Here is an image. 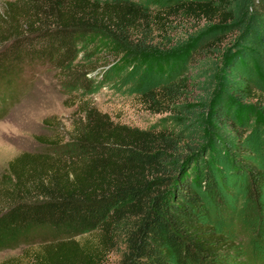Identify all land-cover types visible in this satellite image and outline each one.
I'll list each match as a JSON object with an SVG mask.
<instances>
[{
    "label": "trees",
    "instance_id": "16d2710c",
    "mask_svg": "<svg viewBox=\"0 0 264 264\" xmlns=\"http://www.w3.org/2000/svg\"><path fill=\"white\" fill-rule=\"evenodd\" d=\"M0 23V111L36 66L87 89L74 62L91 36L159 79L137 96L159 116L151 128L84 105L66 146L8 162L0 251L37 244L31 264H103L118 248L115 264H264L235 221L238 209L253 219L264 183L246 145L264 136V0H18Z\"/></svg>",
    "mask_w": 264,
    "mask_h": 264
},
{
    "label": "rangeland",
    "instance_id": "374dc122",
    "mask_svg": "<svg viewBox=\"0 0 264 264\" xmlns=\"http://www.w3.org/2000/svg\"><path fill=\"white\" fill-rule=\"evenodd\" d=\"M18 0H0V15L8 3ZM150 4L151 0H130ZM16 6V5H15ZM0 23V29H3ZM74 63L77 70L85 71L87 89H80L67 83L64 75L50 66H36L24 77V85L11 104L0 111V175L8 162L21 155H39L54 147L69 143L73 128L82 118V106L94 107L117 124L139 129H149L159 118L148 113L137 102L138 94L151 89L159 81L156 70L144 75L132 59L106 45L98 36H91L87 46ZM158 52H147L152 58ZM146 57L141 58L144 60ZM190 76V75H189ZM190 84H195L189 77ZM193 88V86L191 87ZM196 91V90H195ZM262 91V90H258ZM263 92V91H262ZM194 91L189 92L193 96ZM250 163L263 176L264 182V136L254 132L248 138ZM228 198L233 207L244 204L245 195L239 185L231 191ZM235 198V199H233ZM234 200V203H233ZM235 221L241 225L242 242L248 240L253 256L264 258V183L259 190V207L249 219L238 209ZM239 218V219H238ZM218 227L228 226L220 222ZM257 236H255V232ZM259 239L256 242V239ZM94 234H84L73 240L83 244L92 242ZM40 249L37 244L20 246L14 250L0 251V264H31L30 256ZM120 249L108 254L103 264H115Z\"/></svg>",
    "mask_w": 264,
    "mask_h": 264
}]
</instances>
